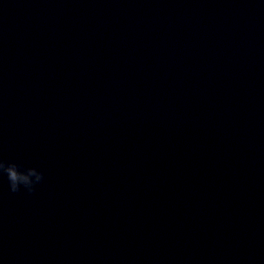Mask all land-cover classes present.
Segmentation results:
<instances>
[{
    "label": "water",
    "instance_id": "1",
    "mask_svg": "<svg viewBox=\"0 0 264 264\" xmlns=\"http://www.w3.org/2000/svg\"><path fill=\"white\" fill-rule=\"evenodd\" d=\"M0 264H264V0H0Z\"/></svg>",
    "mask_w": 264,
    "mask_h": 264
}]
</instances>
